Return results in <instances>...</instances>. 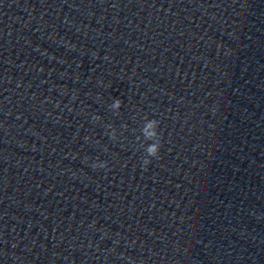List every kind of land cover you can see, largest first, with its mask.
<instances>
[{"label": "clouds", "instance_id": "9594fccd", "mask_svg": "<svg viewBox=\"0 0 264 264\" xmlns=\"http://www.w3.org/2000/svg\"><path fill=\"white\" fill-rule=\"evenodd\" d=\"M121 101L119 99H115L113 101L112 107L119 109L121 107ZM158 126V121L155 119L149 120L144 128V136L147 139H152L154 136L157 135V132L155 131V128ZM160 145L153 143L151 144L148 149V157L156 158L159 155ZM144 165H148L150 163L149 159H145L143 161ZM101 167H105L106 165H100Z\"/></svg>", "mask_w": 264, "mask_h": 264}]
</instances>
